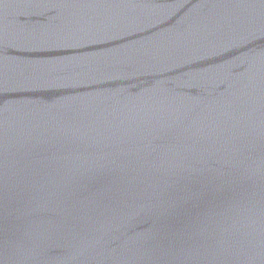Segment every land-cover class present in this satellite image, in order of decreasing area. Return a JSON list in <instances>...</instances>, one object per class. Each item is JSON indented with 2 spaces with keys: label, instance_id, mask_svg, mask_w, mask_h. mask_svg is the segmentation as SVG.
Masks as SVG:
<instances>
[{
  "label": "water",
  "instance_id": "obj_1",
  "mask_svg": "<svg viewBox=\"0 0 264 264\" xmlns=\"http://www.w3.org/2000/svg\"><path fill=\"white\" fill-rule=\"evenodd\" d=\"M0 264H264V0H0Z\"/></svg>",
  "mask_w": 264,
  "mask_h": 264
}]
</instances>
